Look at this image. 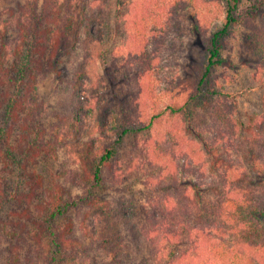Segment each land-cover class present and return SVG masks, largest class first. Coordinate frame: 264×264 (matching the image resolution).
I'll return each instance as SVG.
<instances>
[{
  "label": "trees",
  "instance_id": "trees-1",
  "mask_svg": "<svg viewBox=\"0 0 264 264\" xmlns=\"http://www.w3.org/2000/svg\"><path fill=\"white\" fill-rule=\"evenodd\" d=\"M79 1L0 0V214L10 209L0 217L4 264H92L86 241L121 264L125 229L137 231L140 220L158 264H264V114L243 128L237 103L214 75L228 65L229 33L242 27L256 45L260 77L264 0H254L247 12L243 0H117L120 66L104 61L109 49L96 33L107 3ZM187 16L191 33L204 39V59L190 68V83L167 85L169 102L161 109L155 76L162 57L181 47ZM77 51L86 62L73 73L70 96L83 91L96 59L105 65L107 85L92 79L93 100L78 97L66 119L80 136L72 187L107 188L118 165L113 180L143 173L160 193L146 205L91 192L84 200L65 187L61 172L46 177L32 170L55 160L62 143L43 127L39 79L57 73L60 59ZM87 115L92 126L85 128ZM96 134L110 142L96 143ZM208 168L219 181L217 198L206 200L184 181L203 180Z\"/></svg>",
  "mask_w": 264,
  "mask_h": 264
},
{
  "label": "rangeland",
  "instance_id": "rangeland-1",
  "mask_svg": "<svg viewBox=\"0 0 264 264\" xmlns=\"http://www.w3.org/2000/svg\"><path fill=\"white\" fill-rule=\"evenodd\" d=\"M9 1L11 0H4L3 5H7ZM13 1L14 3L17 2V0ZM83 1L91 0H80L79 6L83 4ZM103 1L107 3L101 20L103 24L98 25L96 33L103 37L106 44L105 48L109 49L105 50L104 61L108 65L117 64L120 66L122 64L121 60H123V57H120L122 50L114 49L122 44L124 34L122 35L121 30L123 23L117 22V0ZM253 4L254 0H243L241 11L247 12L253 7ZM262 11L264 12V7ZM261 15L260 13L256 19L257 23L261 20ZM183 18V43L174 55L167 54L162 57L155 76L157 86L156 100L161 109H164L169 102L168 93L166 95L167 85L180 79H183V82H189L190 68L202 64L204 59V39L194 36L190 31V19L188 16ZM14 37L15 33L13 32L9 41ZM227 40L229 45L224 56L228 65L216 69L214 75L218 77L220 88L223 92L229 93L237 103V119L244 128L248 121L259 118L264 114V70L260 77L257 78L255 75L258 66V57L255 53L256 45L249 39V32L245 28H233ZM85 62L86 58L82 52H74L72 55L60 59L57 73L53 72L39 79L38 96L45 110L42 116L43 127L48 135L55 136L57 134L61 138L62 143L59 145L58 156L55 160H43L39 165L33 167L32 170L46 177L49 176L52 170L61 172L63 174L62 182L65 187L72 189L74 196H78L84 200L89 198L91 192L93 195L108 199L111 202L130 200L137 206L146 205L152 197L157 198L155 194L160 193L154 192L153 189L152 191L149 185L145 184L146 177H144L143 173L136 172L130 176L122 174L121 181L113 180V175H118V165L113 168V174L108 176L109 185L107 188L72 187V179L80 172L79 147L77 146L80 136L74 137L76 133L70 124L71 120L70 118H68V121L66 119L73 112L74 103L78 97L83 98L84 101L93 100V80L95 82L97 79H101L107 85L103 74V67L105 65L102 63V67L101 61L96 59L91 67L90 77L84 78L85 85L83 91L74 99L70 96V82L73 78V73L80 64ZM105 90H107V87ZM82 120L85 128L92 126L90 115L84 116ZM94 138L96 139V143L110 142V138L100 136L99 134H96ZM127 164L128 160L121 167L123 172H126ZM206 175L207 177L203 180L197 179L195 176L187 178L184 182L188 185L196 184L204 199H215L217 198V194H215L217 188H214L218 185V172H212L208 168ZM11 178L12 175L9 176V180ZM248 183L250 182L248 181ZM250 185L254 186L251 183ZM164 194L165 192H162V196ZM9 211L10 209L8 211L5 210L3 214H0V217ZM261 224H263L261 226H264V222ZM147 227L145 221L140 220L137 231H132L129 228L125 229V241L128 248L122 254L124 262L121 264H158L154 260L155 246L146 239L143 233ZM85 243L87 247L86 258L92 264L118 263L116 262L115 254L98 249L90 241H86ZM5 246V243L0 239V264H4L5 262L6 254L3 251Z\"/></svg>",
  "mask_w": 264,
  "mask_h": 264
}]
</instances>
